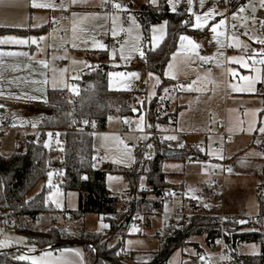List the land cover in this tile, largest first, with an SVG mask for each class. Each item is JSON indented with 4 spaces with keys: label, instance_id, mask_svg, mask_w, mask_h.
<instances>
[{
    "label": "rangeland",
    "instance_id": "374dc122",
    "mask_svg": "<svg viewBox=\"0 0 264 264\" xmlns=\"http://www.w3.org/2000/svg\"><path fill=\"white\" fill-rule=\"evenodd\" d=\"M159 1L157 0V4ZM182 1L174 0V4H180ZM36 2L54 6L34 8L31 6V0H4L0 4V27L24 30L15 37L37 38L34 52L36 56H42L44 59L42 62L44 69L46 68L50 87L65 89L70 84L71 88L75 86L76 91L72 90L75 94L77 92L75 80L80 77L83 70L102 62L93 57L95 53L106 55L103 61L110 66L108 83L111 89L134 92L137 83L143 85V88L134 95L136 99L132 107L135 109V114L125 117L111 114L109 116L111 119L108 117L104 130L94 128L96 167L105 169L112 165L123 171L134 162L135 145L147 125V107L157 94L163 78L171 79L170 84H164L159 99L170 100V111L179 104L182 105L178 112L177 128L178 131L186 133V142L199 144L206 141L207 143L206 148L200 149L203 157L193 162L180 158H167L163 161V170L168 173L170 184L183 187L177 192L179 198H182L181 193L184 191L186 197L205 202L207 200L205 191L209 187L207 184L217 176L226 184V203L229 212H244L254 216L260 214L258 184L259 175L264 167V132L259 131L264 127V63L260 61L264 58L226 55L227 47L230 50L241 51L245 49L247 41L236 30L227 29L228 20L224 7L214 6L212 0H203V5L201 0H191L186 9L188 11L191 9L190 28L193 31L180 33L177 47L160 74L150 72L140 56V51L144 53L146 48L158 47L168 29L166 20L152 24L148 34L149 40L145 41L144 29L136 11L143 4L153 5L150 0H77L76 3H72V0H36ZM115 3H121L122 8L116 9ZM69 4L72 12L70 34L67 35L60 33L59 26H66L67 21L63 22L62 16ZM9 6L14 7L16 11L9 10ZM209 9H214L217 14L209 19L204 28H193L192 25L195 23L193 13L203 16ZM197 10H201V13H197ZM218 13H223V16ZM221 19L225 20V24L217 29V33H221L217 35L212 32L210 26ZM51 24H54V27ZM153 26H156L155 32L152 31ZM113 32L116 34L113 35ZM182 35L191 37L200 47L192 52L185 41L184 47L181 48ZM40 37L43 39H39ZM212 43L215 48L206 50L207 45ZM100 44L105 47L100 48ZM67 46L70 49L69 54L66 50V52L62 50V47L67 48ZM200 57H208V59L201 60ZM232 57L242 59L248 67L235 63L230 59ZM67 58L70 60L72 81L68 79L67 66L58 64L60 60ZM112 72L125 75L110 76ZM130 73H138V78L129 75ZM149 73L152 75L150 76ZM27 75L15 71L13 75H6L4 84L0 85V106H2L0 112L3 109L4 114L12 119V126L0 131V152L6 155L14 152L12 148L14 142L19 141L24 146L29 135L39 138L41 132L37 129L47 113V91L39 99L33 100L32 97L39 96L28 90L30 84L26 82ZM243 76L254 79L255 91L233 89L232 85L241 88L247 86L248 82L241 79ZM24 87L29 92H25ZM162 105L164 109V103ZM141 117H143L142 123ZM219 120L225 122L228 133L235 135L234 140L226 141L217 135V132L222 130L217 127ZM175 125L176 122L170 121L157 124L158 127L170 131L175 130ZM50 133V131L45 132L44 144L47 146L52 143V133L49 135ZM204 133H208L205 140L202 136ZM55 144L60 147L61 141L58 140ZM147 153L150 156L155 154L150 142L147 145ZM55 157L60 159L57 154ZM224 162L229 167L233 166L236 171L231 173L226 170ZM49 173L52 175L49 176ZM109 177L113 179L109 180ZM62 178V169L58 166L50 168L47 177L40 180L29 193L30 198L45 190L48 201L56 208V212L53 213L55 220L49 213L42 214L34 221V227L47 229L55 223L63 228L66 223H70L71 228L67 232L71 234L78 233L82 228L97 233L107 228L102 226L107 225L103 215L88 213L83 220H77L72 215L71 212L78 208L79 192L65 191L60 184ZM106 184L112 193L119 196L126 193L125 190L129 187L125 174L116 170L106 172ZM138 184L140 187H145L146 175L140 176ZM122 202L119 197L118 205H122ZM166 208V213L152 216L151 223L140 233L134 227L129 229L124 237L123 259L127 264H145L153 259L161 245L158 234L168 233L175 225L171 223L170 214L175 209V205H167ZM175 218L178 220V217ZM118 240L119 237L114 236L109 243L114 244ZM190 241L191 245L177 248L169 257L167 264H201L202 260H206L207 264H222L230 258L227 256L221 259L218 251L208 244L204 235L193 236ZM98 243L89 244L88 251H95ZM31 245L30 241L15 230L14 222L10 221L9 216L1 212L0 251L19 249V257H35L46 260L49 264H90V259H86L83 245L62 246L38 252L25 251L29 250ZM260 248L258 243L243 242L238 245L237 251L240 254L255 255L260 252ZM65 249L69 251H64ZM45 252L50 255L44 256ZM77 252L80 255H77ZM26 260L32 262L31 259Z\"/></svg>",
    "mask_w": 264,
    "mask_h": 264
},
{
    "label": "trees",
    "instance_id": "16d2710c",
    "mask_svg": "<svg viewBox=\"0 0 264 264\" xmlns=\"http://www.w3.org/2000/svg\"><path fill=\"white\" fill-rule=\"evenodd\" d=\"M137 17L144 29L145 41L149 40V29L152 24L166 20L167 34L162 43L156 48H146L142 60L150 72L162 74L172 52L178 44L180 33L193 31L190 28L192 14L186 7L172 10L167 0H160L157 5L143 4L137 11ZM187 21V23H184ZM23 33V29L0 27V33ZM99 64H93L83 70L76 81L77 92L74 98L68 100L64 94L65 89L50 88L47 95V113L41 120L39 131L43 138L45 132L61 130V146L52 151L42 141L29 135L25 145L17 152L4 155L0 152V216L1 212L9 216L14 222L15 230L28 241L39 248L71 245L80 242L86 251V259L90 264H127L124 259V237L129 222L132 206L123 201L118 205L119 196L113 194L106 184L107 171H121L125 174L129 188L135 191L139 178L146 175V185L142 190L140 200L141 209H161V196L172 189L163 170V161L167 158H180L186 160L191 154L202 153L196 146L184 149H174L171 154H163L160 145H154L153 156L146 155L142 165L127 170H119L112 165L105 169L95 166V147L93 132L88 126L93 124L99 130L107 126L111 114L125 117L135 114L132 103L135 101L131 91L111 89L108 83L110 66L106 64L105 53L93 56ZM171 79L163 78L157 89V94L151 99L147 107L146 117L151 126L157 124L176 122L179 106L169 110L170 100L159 99L164 84H170ZM164 103L165 108L163 109ZM87 121V123H85ZM64 129H67L64 131ZM60 156V159L55 157ZM63 170L61 187L65 191L79 192V204L72 215L77 220H83L86 214L96 213L103 215L107 223V230L115 233L119 240L110 244V236L100 241L97 232L85 231L83 228L76 234L68 233L58 225L52 224L47 229L34 227V221L42 214H51L56 208L48 201L45 190L34 197H28L36 184L47 177L50 168L57 167ZM258 191L264 188V167L260 173ZM86 177V179H85ZM261 212L255 221L242 218L239 221L226 220L225 242L230 257L222 264H264V193H259ZM117 212V217L110 216ZM197 215L191 221H180L166 234H158L161 245L155 252L153 259L145 264H167L171 254L179 247L191 245L193 236H205L208 244L212 243L221 234L220 218L215 215ZM245 220V223L240 221ZM55 222V221H54ZM99 242L95 251H88L89 244ZM243 242H255L260 245L258 254H240L238 245ZM196 247H198L196 245ZM19 249L0 251V264H32L26 259H19ZM198 256V255H196Z\"/></svg>",
    "mask_w": 264,
    "mask_h": 264
},
{
    "label": "built area",
    "instance_id": "2783aa9c",
    "mask_svg": "<svg viewBox=\"0 0 264 264\" xmlns=\"http://www.w3.org/2000/svg\"><path fill=\"white\" fill-rule=\"evenodd\" d=\"M212 4L214 6H221L226 9L225 15L228 20L227 29L236 30L247 41L245 49L241 51H235L234 49L230 50L229 47H227L226 55H244L255 58L264 57V55L261 54L264 53V44L258 42V40H264V7H261L260 0H212ZM188 5V0H183L180 4H174L175 9L180 7H187ZM241 7L244 8L243 12L238 11ZM197 13H201V10H197ZM233 13L236 14L235 18L233 17ZM68 15L69 11H66L65 15L62 16V19L68 21ZM214 48L215 45L212 43L210 45H207L206 50H213ZM59 64L69 67V59L61 60L59 61ZM142 88L143 85L137 83L135 91L141 90ZM134 93L135 92H131L130 95L132 96L134 95ZM64 94L68 100L74 98V94L72 93L70 84H68V86L65 88ZM11 126V117L4 113H0V131H5ZM225 126L226 124L224 121L219 120L217 122V127L222 128L221 131L217 132V135L223 137L226 141L234 140L235 135L233 133H228ZM66 130L67 129H64V131ZM88 130L90 132H93L94 125L90 124L88 126ZM50 132L52 133V143L50 144V146H48V148L52 151H56L58 149V146L55 144V142L60 140L61 130H50ZM202 136L205 140L208 136V133H204L202 134ZM168 137H176V139H168ZM185 138V132L178 130H163L159 129L158 127L151 126L149 123H147L145 129L141 132V137L139 138L138 143L135 145L134 162L129 164V168L132 169L137 167L138 165L143 164L147 155V145L149 142L152 144V147L158 144L162 149L167 148L173 150L184 149L191 146H196L200 150L206 148L207 146L206 141H203L199 144H190L186 142ZM43 139V136L40 134L38 140L42 141ZM12 148L14 152L19 151L22 148V143L19 141L14 142ZM200 157L202 158L203 154H191L187 157L186 160L193 162ZM223 165L226 170L231 169V173L236 171L233 166L229 167L225 162L223 163ZM216 173L217 172L215 171L214 174ZM207 185L210 188L208 187L205 191V196L207 197V200L205 202L186 197L184 194L182 195V198H179L177 192L172 193L170 191L161 196V209H141L140 200L144 187H140L139 184L137 185L135 191H127L126 193L121 194L119 196L120 199L128 202L129 205L132 206V211L130 213V218L125 234L128 233L131 227H134L139 233L142 230H145L152 216L164 214L167 212V205H175V209L170 212L172 224H177L180 221H191L193 217L203 214L204 210L207 211V214L215 215L220 218L221 234L212 243V247L214 248V250L218 251L219 257L221 259H224L228 256V249L225 242L224 222L229 219L239 221L242 218H245L248 221L252 222L255 221L256 216L246 214L244 212H229L226 203V184L224 180H220L217 176H214V178L211 179ZM259 193H264V188H262ZM110 216L116 218L117 212H112ZM175 217H178V220H176ZM70 228V223H66L64 225V230L67 231ZM99 235L100 241L110 236H116L115 233H110L106 228L100 231ZM201 264H207L206 260H202Z\"/></svg>",
    "mask_w": 264,
    "mask_h": 264
},
{
    "label": "crops",
    "instance_id": "0c3cea01",
    "mask_svg": "<svg viewBox=\"0 0 264 264\" xmlns=\"http://www.w3.org/2000/svg\"><path fill=\"white\" fill-rule=\"evenodd\" d=\"M78 7H80V6H78ZM10 9L13 12L16 11V9L14 7H12V6H9V10ZM66 11H69V15H68L69 16V20L67 21L65 19H62L63 22L67 21L65 23L66 26L62 27L60 25L59 26V30H60V33H62V34L63 33H67V35H69L70 34L71 12H72L70 4H69L68 8L65 10V13H66ZM51 25L53 26L54 24H51ZM7 28H13V27H7ZM15 35H18V33H16V32H5V33H0V38L10 37V36H14L15 37ZM17 38L27 39L29 42L27 44L0 43V52H4V53H8V52L27 53L28 55H26V56H24V55H11V56L4 55V56H0V85L4 84V80L6 79V75L7 76L8 75H13V73L15 71H16V73H18L20 71L21 73L23 72V73H27L28 74L27 77H26V82L28 84H30L28 90H30L34 94H37L39 96V98L41 96H43L46 93V91H47V95H48V90L50 88H53V87L49 86L50 85L49 84V78L47 79L46 68L44 69V65H43V62H42V60H44V59L42 58V56H36V54L34 52V48H36V46L33 43H31V38L32 37H30V36L25 37L24 36V37H17ZM69 38H70V36H68V39ZM51 42H52V40H51ZM62 50L63 51L66 50L68 54L70 53V49H69L68 46H67V48L62 47ZM67 57H69V55ZM250 58L256 59L255 57H250ZM262 58H264V57H262ZM67 59H69V58H67ZM58 64H59V62H58ZM60 66H63V65H60ZM29 74H31V76H29ZM67 76H68V79L70 81H72V79L70 78V60H69V67H67ZM77 80H75V83H76ZM23 90L25 92H29L27 90V88L25 89V87L23 88ZM161 96L162 95H160V97ZM46 105H47V100H46ZM178 106L180 107L179 108V110H180L182 108V105L179 104ZM0 113H4V110L1 109ZM177 118H178V115H177ZM146 120H147V117H146ZM147 123H149L148 120H147ZM156 127H158V126L156 125ZM174 127H175L174 128L175 130H178V128H177V120H176V125ZM158 128L162 129L160 127H158ZM37 131H39V129H37ZM131 146H132V144H131ZM4 155H6V154H4ZM166 177H167V180H168V173L167 172H166ZM173 187H176L177 188L176 192H179V191H181V187L182 186L181 187L172 186V188ZM127 190H125V192ZM113 194H115V193H113ZM181 194L183 195L184 191H182ZM118 204H119V202H118ZM235 212H237V211H235ZM150 223H151V219H150L148 225ZM71 245H81V244L75 243V244H71ZM66 246H70V245H66ZM47 249H53V248H51V247L39 248V247L35 246L34 244H32L31 248L29 250L26 249L25 251L36 250V252H38V251H43V250H47ZM24 254H25V252H24ZM85 255H86V251H85Z\"/></svg>",
    "mask_w": 264,
    "mask_h": 264
},
{
    "label": "snow or ice",
    "instance_id": "6c2138e0",
    "mask_svg": "<svg viewBox=\"0 0 264 264\" xmlns=\"http://www.w3.org/2000/svg\"><path fill=\"white\" fill-rule=\"evenodd\" d=\"M4 2V0H0V4H2ZM77 0H72V3H76ZM150 2L153 4V5H157V0H150ZM168 3L170 5H173V8L172 10L175 11V6H174V0H168ZM189 3H191V0H189ZM260 4H261V7H264V0H260ZM201 5H203V0H201ZM31 6L34 7V8H48V7H53L54 5H51V4H46V3H37L36 0H31ZM114 7L116 9H121L122 8V5L121 3H115L114 4ZM189 11H191V9H189ZM239 12H243L244 11V8L241 7L239 8L238 10ZM217 13L214 12V9H209L208 12L204 13L203 16H200V15H196L195 13H193V15L195 16V23L192 25L193 28H196V29H202L204 28L207 24H208V21L210 18H212L214 15H216ZM219 15L223 16V13H218ZM235 13H233V17L235 18ZM167 22H165L166 24ZM184 23H187V21H185ZM225 24V20L224 19H221L218 23H214L212 24L210 27H211V30L213 33H216L217 35H221V33H217V29L220 28L221 26H223ZM163 27V25L161 26V28ZM152 31L155 32L156 31V26H153L152 27ZM116 33L113 32V35H115ZM39 39H43V37H40ZM180 41H181V48L184 47V43L185 41H187L188 43V48L190 51L192 52H195L196 49H198L200 47V45L195 42L191 37L189 36H185V35H182L180 37ZM29 41L27 39H21V38H17V37H14V36H10V37H4V38H0V43H15V44H27ZM259 43L261 44H264V40H258ZM31 43L33 44H36L37 43V38L33 37L31 38ZM237 46H239V42H237ZM100 48H104L105 46L103 44H100L99 45ZM121 54L123 55V50H121ZM262 55H264V53H261ZM4 55H28L27 53H14V52H8V53H4V52H0V56H4ZM140 56L143 57L144 56V53L142 51H140ZM173 58H175V54H173ZM201 60H207L208 57H200ZM232 61H234L235 63L237 64H243V66L245 68L248 67V64L247 63H244L242 59L240 58H237V57H232L230 58ZM260 63H264V60H261ZM169 67L171 68L172 67V64L170 63L169 64ZM110 76H124L125 74L124 73H119V72H112L109 74ZM129 75L133 76V77H137L138 78V73H130ZM149 75L151 76L152 73H149ZM174 78V77H173ZM158 79V78H157ZM241 79L243 81H246L248 82L247 83V86L246 87H237L236 85H232L233 89L235 91H249V92H253L255 91V88L253 87V83H254V79L249 77V76H243L241 77ZM73 91H76L75 89V86H73L72 88ZM165 91H167L165 89ZM33 100L35 99H39V97H32ZM2 107V106H0ZM135 111V109H133ZM109 119H111V117H109ZM143 122V117H141V123ZM85 123H87V121H85ZM35 126V125H33ZM142 130V128H141ZM260 132H264V127H261L259 129ZM51 135V133L49 134ZM168 139H176V137H168ZM47 146V145H45ZM221 159L223 157H220ZM229 171H231V169H228ZM52 173H49V176H51ZM86 179V177H85ZM109 180L113 179L112 177H109L108 178ZM207 206V205H206ZM240 223H245V221H240ZM103 227H107V225H102ZM64 251H69L68 249H65ZM44 256H49L50 253H47L45 252L43 254ZM77 255H80L79 252H77ZM19 259L21 260H24V259H31L32 261V264H49L48 261L46 260H43V259H37L35 257H32V258H29V257H26V256H21L19 257Z\"/></svg>",
    "mask_w": 264,
    "mask_h": 264
},
{
    "label": "water",
    "instance_id": "95a60500",
    "mask_svg": "<svg viewBox=\"0 0 264 264\" xmlns=\"http://www.w3.org/2000/svg\"><path fill=\"white\" fill-rule=\"evenodd\" d=\"M60 138H62V137H60ZM131 145V144H130ZM175 150H173V149H167V148H163L162 149V153L163 154H171V153H173ZM177 191V188L176 187H173L172 189H171V192L172 193H174V192H176ZM262 200H264V197L262 198ZM75 243H78V244H81L80 242H75ZM75 243H73V244H75Z\"/></svg>",
    "mask_w": 264,
    "mask_h": 264
}]
</instances>
